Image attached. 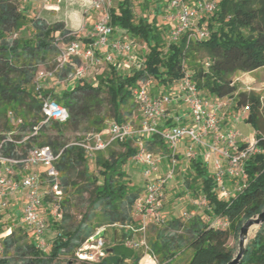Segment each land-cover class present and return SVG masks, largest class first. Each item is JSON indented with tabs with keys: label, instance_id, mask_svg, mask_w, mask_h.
Here are the masks:
<instances>
[{
	"label": "trees",
	"instance_id": "trees-1",
	"mask_svg": "<svg viewBox=\"0 0 264 264\" xmlns=\"http://www.w3.org/2000/svg\"><path fill=\"white\" fill-rule=\"evenodd\" d=\"M214 1L216 11L203 24L209 36L187 43L186 36L172 42L169 37L172 26L166 35L157 28L154 17L135 20L132 0H118L109 10V25L115 32L130 35L145 46L142 68L122 75L117 66L108 65L93 82H89L84 77L76 79L72 74L74 67L65 65L55 76L67 80L68 86L60 94H52L42 88L35 90L36 74L50 61L56 62L62 50L78 40L63 22L48 23L41 18H29L14 0H0L2 153L20 159L30 150L50 148L55 155L59 154L55 168L62 191L59 218L50 215L48 198L44 199L40 209L46 228L50 223L56 232L50 251L44 254L37 241H26L30 231L21 225L0 239V264H51L60 256L74 257L100 228H104L102 239H105L106 229H115L116 225L121 228L116 236L112 235L109 244L104 245V256L96 264L139 263L143 257L142 249L138 248L140 252L131 247L136 243L132 241L134 233L126 227L138 226L131 212L143 192L141 194L140 189L130 185L125 166L137 153L139 141L153 154H157L158 147L166 153L165 143L156 134L132 136L89 158L82 148L67 145L62 133L64 128L91 132L74 142L83 141L89 134L105 130L108 113L114 122L121 124L122 108L128 105L133 89L142 81L154 80L164 92L182 80L186 73L190 74L191 82L203 98L232 100V107L237 111L247 108L244 122L254 131L259 153L245 161L244 188L228 200L219 198L213 174L202 158L187 162L191 175L183 181V192L195 194L196 199L205 196V215L209 219L226 218L228 228H213L200 214L191 215L187 220L172 218L163 225L152 223L153 236L146 243L159 264H227L232 260L237 248L228 247L229 238L237 240L243 223L264 210V106L259 94L241 91L231 80L237 72L252 73L264 68V0ZM28 26L31 33L26 36L22 32ZM82 42L88 41L83 39ZM74 63L79 65L77 59ZM45 97H50L67 111L68 120L64 124L39 125L42 98ZM170 122L166 121L165 126ZM37 126L36 134L32 135ZM49 130L56 136H48ZM178 148L184 150L185 146ZM88 162H93L96 174L89 173ZM71 197L85 201V211L76 223L72 221ZM2 215L0 213V234L5 231ZM185 253L188 255L185 262H175ZM239 264H264V223L248 241Z\"/></svg>",
	"mask_w": 264,
	"mask_h": 264
},
{
	"label": "built area",
	"instance_id": "built-area-1",
	"mask_svg": "<svg viewBox=\"0 0 264 264\" xmlns=\"http://www.w3.org/2000/svg\"><path fill=\"white\" fill-rule=\"evenodd\" d=\"M62 1L55 0L57 5ZM111 2L112 0H91L90 9L99 14V17L93 24L92 32L85 36L88 42L72 41L68 44L56 58L55 70L71 65L75 70L74 77L80 79L84 76V65L100 64L98 59L100 56L101 61L107 65H115L117 58L127 57L128 68L133 66L136 70L142 68V57H140L141 64L134 57L137 50L134 39L125 35L114 38L115 30L109 25ZM216 8L217 4L214 0H167L166 9L171 12L170 19L173 23L170 40L176 42L182 36H186L187 43L207 39L209 32L204 25H198V20L203 16L212 15ZM142 49L146 51L144 45ZM75 59L79 61V65L74 63ZM47 76H52V73L42 70L37 72L34 81L36 91L41 88L40 81ZM151 84L150 80L142 81L133 89L132 100L135 108L131 114V121L121 124L112 122L102 132L89 134L85 140L73 142L71 145L82 148L85 154L92 158L95 153L105 151L111 144L123 142L132 136L156 134L165 143L167 153L158 155L148 152L139 141L138 151L130 160L141 168L143 194L137 199L131 212L133 219L137 218L141 222H138L137 227H126L134 234L142 235V239L131 247L141 248L143 253L150 257L152 264H158L155 256L150 252L144 234L148 223L163 225L166 222L163 213L165 190L175 178L180 143L186 141L182 153L185 162L200 157L205 165H212L216 192L222 200H228L233 194L242 191L246 181L244 163L252 155L259 153V150L255 138L241 139L233 128L221 131L220 125L224 119L221 112L228 106V101L214 99L209 102L203 98L191 82L189 73H186L177 84L157 95L151 93ZM169 105L185 108L189 124H182L179 116L169 118L166 111ZM246 112L247 108L238 111L232 117L233 122H240ZM41 116L40 126L49 122L64 124L68 120L67 111L50 97L42 98ZM132 120L138 121V128L131 127ZM168 120L171 121L169 125L161 126L162 122ZM37 130L38 126L34 127L32 135L36 134ZM58 157L59 154L55 155L50 148L42 147L30 150L25 157L15 159L2 153V143H0V213H4L8 205L14 201V197L21 193L24 202L20 209V223L39 239L46 229L40 213L45 198L50 199V215L54 218L60 217L59 203L62 199V191L55 168ZM164 161L166 165L165 170L162 171ZM37 167L42 168V177L40 172L33 170ZM230 182H233L231 187ZM44 185L47 188L45 190ZM192 203L198 209L207 208V200L203 195ZM181 217L182 220H187L191 214L184 212ZM207 223L217 229H226L229 226L228 220L220 217L208 218ZM116 227L121 228L119 225ZM10 231L9 228L7 232ZM38 243L43 249L42 241ZM93 244L97 250L96 258L103 257L102 239ZM1 253L0 243V255ZM78 257L83 260L87 258V254Z\"/></svg>",
	"mask_w": 264,
	"mask_h": 264
},
{
	"label": "rangeland",
	"instance_id": "rangeland-1",
	"mask_svg": "<svg viewBox=\"0 0 264 264\" xmlns=\"http://www.w3.org/2000/svg\"><path fill=\"white\" fill-rule=\"evenodd\" d=\"M19 8V10L24 13L29 18H45V20L49 23H55L63 21L65 24V27L71 31V34L75 36V39L82 42L83 39H85V36L92 32L93 24L97 21V18L99 17V14H97L94 11L87 10V3L84 0H63L62 3L59 5L56 4L55 0H50L48 2H43L42 0H14ZM118 0H112L111 2V8H114L116 6V3ZM166 2L167 0H132V12L133 17L135 20H137L140 17H147L148 20H151L153 17L156 20V26L160 30V32H165L167 35V31L171 27L172 24H170L172 15L170 14V11L166 9ZM211 17L209 16H203L198 20V25L203 26L204 20ZM170 21V22H169ZM30 28L29 26L26 27L22 34H25L26 36L30 35ZM21 34V35H22ZM115 34H120L119 32H115ZM169 35V34H168ZM134 45L137 49L135 51L134 57H136V61L141 64V58L143 56L144 50L142 49L143 44L138 43L135 38ZM100 64L98 65H84V78L87 81H94L95 77L100 74V72L106 68H108V65L102 62L101 56L98 57ZM122 64H126V61H128L127 57L121 58ZM116 61H119L117 58ZM56 68V62L50 61L46 67L41 68L40 70L45 72H51L52 76H47L46 79H43L40 81V85L43 91L47 93L52 94H60L66 87H67V80H59L55 75V73L58 70H55ZM135 67H127L122 69V75L127 74L129 71H135ZM128 71V72H127ZM127 72V73H126ZM72 74H75V70L72 71ZM231 80L238 84L239 90L250 92L253 91L260 95L262 104L264 106V68L257 70L252 73H235ZM75 81V80H74ZM152 84L150 85L151 93L153 95L159 94L161 91V88L156 85L155 81L152 80ZM206 99V98H205ZM207 100V99H206ZM227 101V100H224ZM228 107V106H227ZM226 107V108H227ZM134 105L132 96L131 99L128 102V105L124 106L122 108L123 112V122H129L131 121V114L134 111ZM225 108V109H226ZM229 108V107H228ZM224 109V112L226 115H229V117H233L235 114L238 113L237 110L234 109V107H230L229 110L226 112ZM244 118L247 116L246 114L243 115ZM107 120L105 121V129L114 122V119L112 118L111 114L108 113V116H106ZM244 121L242 120V124ZM131 127L133 129L138 128V121H133L130 123ZM102 132V131H101ZM91 132H84L81 130V128L78 131H72L69 128H64L62 137L67 145H70L74 141H76L78 138H83L84 135ZM100 133V132H99ZM47 135L54 137L56 136V133L52 130L47 131ZM135 145V144H133ZM183 147V146H181ZM118 149V148H116ZM164 149H158L156 150L158 155H165L166 153L163 152ZM178 159H179V169L176 171L174 180L168 185V190L165 192V199H164V205H163V212H164V218L166 221L170 219H181V214L186 212L188 214L194 215V214H200L203 217V220L207 222L208 217L204 213V209L202 208H196L192 202L196 200L195 194H187L183 192V181L185 178L189 177L191 175L190 170H186V172H182L181 169L184 168V162H182L181 157V150L178 153ZM88 170L90 174H96V168L93 164V162L87 163ZM211 170V168H210ZM125 172L127 175L128 182L131 186H134L137 189H140L141 194L143 192V179L141 175V168L140 166L135 165L131 161L128 162V164L125 166ZM44 190L47 189L46 186H43ZM64 198V193H63ZM72 199V209L71 214L73 216L72 221L74 223L78 222L81 218V215L85 211V201L77 198V197H71ZM87 198V195H84V199ZM47 208V206L44 207V210ZM20 209L21 205L20 203H15L14 201L11 202L8 205V209L3 213L1 217V223L3 224L4 230L3 233H1V237L8 235L9 232L7 230L17 228L18 226H21L20 223ZM44 217L48 219L45 211L42 212ZM137 221L138 219H134ZM141 222V221H137ZM104 229L100 228L99 230ZM98 230V231H99ZM119 228L106 229V236L105 239H102V242L104 245L109 244V240L111 239L112 235L114 233L118 232ZM254 231L250 238L253 237ZM27 238L26 241H29L31 239H34L37 242L42 241L44 244L42 252L44 254H47L50 249L51 245L55 239L56 232L53 230L52 227H50V223H48L47 228L45 229L44 234L39 239L37 238L34 233L27 232ZM153 236V229L151 223H148L146 226V232L144 234L145 241L148 238H151ZM142 239L141 234H134L132 241L138 243ZM92 244V245H91ZM228 247L237 248V240H235L233 237H230L227 243ZM138 249V248H137ZM140 252L141 250L138 249ZM84 253L87 254V258L81 260L79 259L78 255H83ZM143 253V251H142ZM97 250L95 249V246L93 242H89L88 240L82 245V247L75 252L74 257H67V256H60L56 260H54L51 264H96L98 259L96 258ZM143 257L145 254H142ZM142 257V258H143ZM188 255L187 253L179 255L175 262L177 263H183L186 261ZM81 262H87V263H81ZM140 264V261L139 263ZM159 264V263H158Z\"/></svg>",
	"mask_w": 264,
	"mask_h": 264
},
{
	"label": "crops",
	"instance_id": "crops-1",
	"mask_svg": "<svg viewBox=\"0 0 264 264\" xmlns=\"http://www.w3.org/2000/svg\"><path fill=\"white\" fill-rule=\"evenodd\" d=\"M86 3H87V10L86 11H88V10H91L90 9V5H91V0H84ZM92 11V10H91ZM171 13V12H170ZM41 19H43V20H45V18H43V17H41ZM46 21V20H45ZM47 22V21H46ZM60 22H63V21H60ZM170 22V21H169ZM49 23V22H48ZM64 23V22H63ZM170 24H172L171 26H173V23L172 22H170ZM65 25V24H64ZM119 36V35H118ZM116 34H115V36H114V38H116V37H118ZM127 37L128 38H134V37H132V36H130V35H127ZM122 60L121 59H119V61H117L116 62V66L120 69V71H122V69H124V68H127L128 66H129V64H122L123 62H121ZM102 72V71H101ZM100 72V73H101ZM67 86H68V84H67ZM67 88V87H66ZM65 88V89H66ZM208 101L209 102H212L213 100L212 99H208ZM233 105H232V100H228V107L230 108V107H232ZM226 108L225 109V111L227 112L228 110H229V108ZM166 111H167V113H168V117L169 118H172V117H174V116H179V117H181V123L182 124H184V125H188L189 124V118H188V116H187V112H186V110H185V108H183L182 106L180 107V106H175V105H169V106H167L166 107ZM221 114H222V117L224 118L223 119V121H222V123H221V125H220V128H221V131H226V130H228V129H231V128H233V129H235L237 132H238V134H239V136H240V138L241 139H251V138H254V131L251 129V127L249 126V125H247V124H245V122L242 124V120L244 121V118H242V120L240 121V122H233V120H232V117H229V115H226L225 114V112H224V110H222V112H221ZM161 126H165V122L163 123H161ZM185 144H186V141H183L182 143H181V145L180 146H185ZM222 147V146H221ZM204 150H202V152H203ZM179 152H180V150H179ZM182 153H183V150H181V157H182ZM182 160V162H184V168H182L181 169V171L182 172H186V170H188V164H187V162H185V160H183V159H181ZM181 164V163H180ZM179 163H178V167H177V170L180 168L179 167V165H180ZM165 165H166V161H164L163 162V165H162V171H164L165 170ZM209 167L211 168V173L213 172V168H212V165L210 164L209 165ZM33 170H38V172H42V169L40 168V170H39V168H33ZM143 179V178H142ZM232 183L233 182H230V184H229V186L231 187V185H232ZM142 187H143V185H142ZM169 188L167 187L166 188V190H165V192L168 190ZM14 202L15 203H20V205H22L23 204V202H24V198H23V195L21 194V193H18L15 197H14ZM164 213V212H163ZM165 215V214H164ZM117 233L118 232H116V233H114V236H116L117 235ZM140 264H152V261H151V259H150V257L148 256V255H145L143 258H141V260H140Z\"/></svg>",
	"mask_w": 264,
	"mask_h": 264
},
{
	"label": "water",
	"instance_id": "water-1",
	"mask_svg": "<svg viewBox=\"0 0 264 264\" xmlns=\"http://www.w3.org/2000/svg\"><path fill=\"white\" fill-rule=\"evenodd\" d=\"M264 223V210L247 219L243 225L241 226L237 238V251L232 260H230L227 264H239L244 253L246 246L248 244V241L250 240V235L256 231L258 228L262 226ZM104 237V229L99 230L97 233H95L88 241L96 242L99 239H102Z\"/></svg>",
	"mask_w": 264,
	"mask_h": 264
},
{
	"label": "bare ground",
	"instance_id": "bare-ground-1",
	"mask_svg": "<svg viewBox=\"0 0 264 264\" xmlns=\"http://www.w3.org/2000/svg\"><path fill=\"white\" fill-rule=\"evenodd\" d=\"M92 245V244H91Z\"/></svg>",
	"mask_w": 264,
	"mask_h": 264
}]
</instances>
